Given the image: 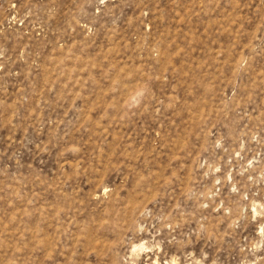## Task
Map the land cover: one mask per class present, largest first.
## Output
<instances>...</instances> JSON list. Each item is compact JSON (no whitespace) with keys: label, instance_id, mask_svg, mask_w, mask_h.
I'll use <instances>...</instances> for the list:
<instances>
[{"label":"rangeland","instance_id":"1","mask_svg":"<svg viewBox=\"0 0 264 264\" xmlns=\"http://www.w3.org/2000/svg\"><path fill=\"white\" fill-rule=\"evenodd\" d=\"M0 264H264V0H0Z\"/></svg>","mask_w":264,"mask_h":264}]
</instances>
